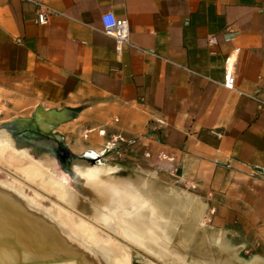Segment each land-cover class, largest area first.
Returning <instances> with one entry per match:
<instances>
[{"label": "crops", "instance_id": "0c3cea01", "mask_svg": "<svg viewBox=\"0 0 264 264\" xmlns=\"http://www.w3.org/2000/svg\"><path fill=\"white\" fill-rule=\"evenodd\" d=\"M110 11L128 21L120 52ZM0 94L76 110L102 143L149 135L180 183L213 198L220 238L264 264V0H0Z\"/></svg>", "mask_w": 264, "mask_h": 264}, {"label": "rangeland", "instance_id": "374dc122", "mask_svg": "<svg viewBox=\"0 0 264 264\" xmlns=\"http://www.w3.org/2000/svg\"><path fill=\"white\" fill-rule=\"evenodd\" d=\"M36 109L37 106L22 107L17 100L4 99L0 94V187L17 193L27 208L39 210L40 215L35 217L38 222H43L42 214L53 216L56 224H52V229L60 238L62 250L57 255L42 257L21 253L19 258L3 259L0 255V264H71L75 261L74 254H82L83 262L95 260L104 264H251L248 260L251 248L237 245L234 237L220 238L213 198L200 189L180 183L166 165V156L151 149L149 135L128 138L115 134L109 143H102L104 127L80 124L83 120L75 116L55 127L43 122L24 121L25 124L20 120L22 125H35L43 134L60 135L68 152L83 157L66 167H77L82 160L87 164L102 162L111 169L106 173L107 177L126 185L137 194L139 201L144 200L138 206L151 204L156 207V213L163 219L156 235H145L139 225L124 223L129 230L139 234L145 244L130 240L117 231V226L123 223L124 213L114 212L100 219L83 215L73 204L63 200L66 189L61 191L52 185L46 189L40 187L53 174L63 180L66 173L48 151L41 152L35 144L32 146L12 136L7 129V125L16 119H31ZM90 150L97 151L95 154L99 157L92 161L85 159V155L93 153ZM75 187L78 191H90L83 186ZM80 196L88 198L85 194ZM142 210L138 213L145 217L146 212L142 213ZM0 212L6 214L8 211L1 207ZM76 231L82 239L73 237ZM2 243L9 244L5 239ZM74 244H78L77 247Z\"/></svg>", "mask_w": 264, "mask_h": 264}, {"label": "bare ground", "instance_id": "6f19581e", "mask_svg": "<svg viewBox=\"0 0 264 264\" xmlns=\"http://www.w3.org/2000/svg\"><path fill=\"white\" fill-rule=\"evenodd\" d=\"M66 110L70 111V113ZM74 115L75 113L69 109L57 111L54 109L43 110L42 108H38L35 110L31 119H16L7 125V129L12 136L17 137L26 143H31L30 145L35 144L41 152L48 151L49 154L56 159L59 167L64 171L63 173H66L64 174L66 176L63 177V180L61 178H56V174H53V176H50L46 183L40 185V187L46 189L48 188L46 186L50 187V185H52L61 191H65L64 189H66L63 200L73 204L76 210L83 215H91L92 217L100 219L103 215H109L110 213H124V216L122 217L123 219L121 218L123 223L117 226V231L130 240H135L139 244H145L144 239L136 232L129 230L124 223L128 222L132 226L139 225L141 231L145 233V235H156L158 231L157 227L163 220L156 213V207L151 204H149V206H138V203L144 202V200L141 199L142 201H139L137 194L129 190L126 185L114 182L107 177L106 173L111 169L102 162H89L87 164L82 160L77 167L70 166L69 169H67V167L65 168L59 162L58 158L55 157V152L63 155L64 159L66 161L68 160V162H76L77 159L74 155L68 152L62 142V138L56 134H43L37 129V127H35V125H22V123H20L21 121L29 123L39 119L41 122L55 127L59 124L65 123L66 120L73 118ZM85 156L92 159L99 157L95 153ZM73 168L75 170H73ZM83 181L90 182L85 183ZM74 185L83 186L84 189L88 188L90 191H78ZM82 194H85L88 198L80 196ZM1 207L8 211L5 212L6 214L0 212V255L3 259L6 257L16 259L20 257L21 253L32 256L39 254L41 257L52 256L55 254L57 255V253L62 250L60 238L54 234L52 229V224H56L52 215L42 214L43 218H41V220L43 222H38V219L35 220V217L38 214L40 215L39 210L27 208L22 203L20 196L17 193L4 186L0 187V211ZM141 210L142 213L143 211L146 212L145 217L140 215ZM71 232L72 231H70V233ZM73 235V237L76 236L79 237V239H82L83 237L78 231ZM3 239L8 241L9 244L7 245L4 243L5 245H3ZM77 245L78 244H74L73 246L77 247ZM81 255L82 254H74L75 261L73 262L75 264H77V262L79 264H104L103 261L98 262L95 260L83 262Z\"/></svg>", "mask_w": 264, "mask_h": 264}, {"label": "built area", "instance_id": "2783aa9c", "mask_svg": "<svg viewBox=\"0 0 264 264\" xmlns=\"http://www.w3.org/2000/svg\"><path fill=\"white\" fill-rule=\"evenodd\" d=\"M37 8V22L39 24H45L48 19V14L51 12L45 7L41 2H36ZM100 21L102 22L104 31L115 39V49L120 52L122 46L128 43V21L115 15L113 11L105 12L101 14ZM215 37H211L209 42L214 43ZM234 56L230 53L226 56L223 64L224 74H225V84L226 87L233 88L234 86Z\"/></svg>", "mask_w": 264, "mask_h": 264}, {"label": "water", "instance_id": "95a60500", "mask_svg": "<svg viewBox=\"0 0 264 264\" xmlns=\"http://www.w3.org/2000/svg\"><path fill=\"white\" fill-rule=\"evenodd\" d=\"M69 110H71V111H73L75 114H76V110H73V109H69ZM75 116V115H74ZM72 119V118H71ZM69 120V119H68ZM53 149H56V148H53ZM55 154V157H57L58 158V160H59V162L64 166V167H66V166H68L69 164H70V162H68V160L66 161L65 159H64V157H63V155H60V154H57V152H55L54 153ZM76 157V159H82L83 157H77V156H75ZM85 159H88V160H95V159H92V158H89V157H84ZM67 168H69V167H67Z\"/></svg>", "mask_w": 264, "mask_h": 264}, {"label": "flooded vegetation", "instance_id": "af4514ba", "mask_svg": "<svg viewBox=\"0 0 264 264\" xmlns=\"http://www.w3.org/2000/svg\"><path fill=\"white\" fill-rule=\"evenodd\" d=\"M36 122H37L38 124L42 123L41 120L38 119L37 121H32L31 124H32V123H33V124H34V123L37 124ZM43 123H44V122H43ZM73 170H75V169L73 168Z\"/></svg>", "mask_w": 264, "mask_h": 264}]
</instances>
